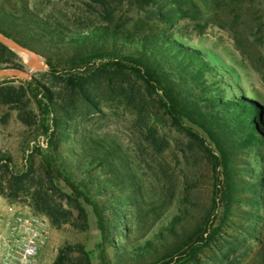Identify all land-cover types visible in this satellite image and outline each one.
I'll return each instance as SVG.
<instances>
[{
  "label": "trees",
  "instance_id": "16d2710c",
  "mask_svg": "<svg viewBox=\"0 0 264 264\" xmlns=\"http://www.w3.org/2000/svg\"><path fill=\"white\" fill-rule=\"evenodd\" d=\"M71 1L76 11L69 0H0V33L46 63L30 79H0V124L14 114L24 127L20 167L0 150V198L55 231L95 232L91 247L63 243L51 264H240L252 245L264 251V106L177 29L253 0ZM1 68L25 64L0 43ZM107 108L133 116L152 172L88 128ZM157 121L205 158L203 199L161 161Z\"/></svg>",
  "mask_w": 264,
  "mask_h": 264
},
{
  "label": "rangeland",
  "instance_id": "374dc122",
  "mask_svg": "<svg viewBox=\"0 0 264 264\" xmlns=\"http://www.w3.org/2000/svg\"><path fill=\"white\" fill-rule=\"evenodd\" d=\"M77 7L79 3L69 0L71 10L76 11ZM124 10L125 8L121 11ZM130 15L135 18L142 17V15L137 16L134 11H131ZM177 29L189 43L218 54L228 65H231L238 75L242 91L256 96L264 106V0H253L211 12L200 21L181 20L177 24ZM18 55L25 63L26 58L21 54ZM45 69L33 72L32 75ZM157 125L169 144L160 156L161 161L173 167L180 176L185 175L195 180L197 183L194 196L203 199L209 181L205 158L198 150H188L185 138L168 127L166 122L157 121ZM88 128L112 135L122 143L133 165L140 171L152 172L155 167L152 150L134 126L133 116L128 111L121 108H107L105 116L102 119H94ZM23 131L24 127L15 120L14 114L6 125L0 124V150L8 151L13 162L19 167L23 162L20 140ZM19 213H29V211L21 206L10 205L0 198V230L3 229L6 220ZM95 239L93 230L79 232L70 227H65L61 231L51 229L47 244L38 254V264H51L58 247L65 242H79L91 247ZM240 264H264L263 247L252 245L248 255Z\"/></svg>",
  "mask_w": 264,
  "mask_h": 264
},
{
  "label": "built area",
  "instance_id": "2783aa9c",
  "mask_svg": "<svg viewBox=\"0 0 264 264\" xmlns=\"http://www.w3.org/2000/svg\"><path fill=\"white\" fill-rule=\"evenodd\" d=\"M51 227L47 218L30 213L15 214L0 230V264H38Z\"/></svg>",
  "mask_w": 264,
  "mask_h": 264
},
{
  "label": "water",
  "instance_id": "95a60500",
  "mask_svg": "<svg viewBox=\"0 0 264 264\" xmlns=\"http://www.w3.org/2000/svg\"><path fill=\"white\" fill-rule=\"evenodd\" d=\"M0 43L26 58L24 69L1 68L0 78L14 76L22 79H30L33 72L41 71L43 68H46L44 59L41 58L37 53L19 45L11 39H7L2 33H0Z\"/></svg>",
  "mask_w": 264,
  "mask_h": 264
}]
</instances>
